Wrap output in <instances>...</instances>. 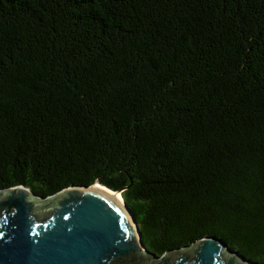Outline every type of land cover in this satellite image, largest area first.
Wrapping results in <instances>:
<instances>
[{
    "label": "trees",
    "instance_id": "16d2710c",
    "mask_svg": "<svg viewBox=\"0 0 264 264\" xmlns=\"http://www.w3.org/2000/svg\"><path fill=\"white\" fill-rule=\"evenodd\" d=\"M97 182L264 264V0H0V189Z\"/></svg>",
    "mask_w": 264,
    "mask_h": 264
},
{
    "label": "water",
    "instance_id": "95a60500",
    "mask_svg": "<svg viewBox=\"0 0 264 264\" xmlns=\"http://www.w3.org/2000/svg\"><path fill=\"white\" fill-rule=\"evenodd\" d=\"M98 183L49 195L1 188L0 264H263L216 236L158 255L124 198Z\"/></svg>",
    "mask_w": 264,
    "mask_h": 264
},
{
    "label": "bare ground",
    "instance_id": "6f19581e",
    "mask_svg": "<svg viewBox=\"0 0 264 264\" xmlns=\"http://www.w3.org/2000/svg\"><path fill=\"white\" fill-rule=\"evenodd\" d=\"M98 187H101V188H103V189H105V190L111 192L113 195H115L116 197H118L121 201L123 200V198H122V196H121V194H120L119 192H117V191H113V190H111V189H109V188H107V187H105L104 185H101V184H99V183H98Z\"/></svg>",
    "mask_w": 264,
    "mask_h": 264
},
{
    "label": "rangeland",
    "instance_id": "374dc122",
    "mask_svg": "<svg viewBox=\"0 0 264 264\" xmlns=\"http://www.w3.org/2000/svg\"><path fill=\"white\" fill-rule=\"evenodd\" d=\"M121 196H122V193H121ZM122 198H123V196H122Z\"/></svg>",
    "mask_w": 264,
    "mask_h": 264
}]
</instances>
